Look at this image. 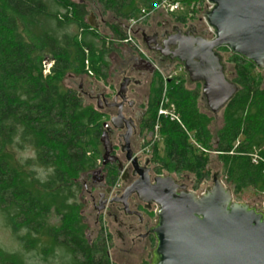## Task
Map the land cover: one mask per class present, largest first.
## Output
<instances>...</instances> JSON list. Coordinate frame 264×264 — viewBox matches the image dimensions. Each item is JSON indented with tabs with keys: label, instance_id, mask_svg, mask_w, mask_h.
I'll return each instance as SVG.
<instances>
[{
	"label": "trees",
	"instance_id": "16d2710c",
	"mask_svg": "<svg viewBox=\"0 0 264 264\" xmlns=\"http://www.w3.org/2000/svg\"><path fill=\"white\" fill-rule=\"evenodd\" d=\"M92 1L113 19L107 37L88 31L84 3L0 0V211L8 223L25 231L23 243L40 248L45 257L62 251L70 257L67 264L110 262L101 237L87 240L77 203V180L100 159L101 116L84 105L76 91L64 88L61 77L85 74L89 60V72L105 80L111 40H123L125 23L161 0ZM177 1L193 5L204 0ZM73 27L76 33L70 31ZM220 52L229 53L225 48ZM45 60L53 62L46 76ZM230 62L238 91L222 111L215 139L209 129L211 118L199 107V89H188L179 79L169 82L166 98L179 119L157 118L156 108L152 125L158 123L163 148L156 163L168 174L191 176L196 184L206 182L215 158L198 153L190 143L194 142L217 153L222 181L233 197L248 193L259 198L264 163L254 164L250 155L257 153L264 160V86L252 76L251 63L236 55ZM160 93L161 82L155 94ZM27 149L33 151L32 159L16 157ZM38 168L45 171L44 177L38 176ZM51 216L57 219L54 225ZM0 264L20 263L0 252Z\"/></svg>",
	"mask_w": 264,
	"mask_h": 264
},
{
	"label": "water",
	"instance_id": "95a60500",
	"mask_svg": "<svg viewBox=\"0 0 264 264\" xmlns=\"http://www.w3.org/2000/svg\"><path fill=\"white\" fill-rule=\"evenodd\" d=\"M206 1L212 6L203 14L207 30L201 36L189 38L174 27L177 35L165 43V48L175 47L173 59L183 67L187 83L201 84V112L215 118L238 91L227 77L219 49L225 48L256 69L264 70V0ZM163 22L169 20L161 16L154 31L161 32ZM188 28L195 32L193 25ZM139 32L141 37L134 33L136 47L144 51L142 40L144 49L151 52L150 40L155 36H147L144 30ZM208 34L213 35L211 40L203 38ZM126 85L125 81L120 85L121 98ZM105 106L120 108L121 104ZM121 120L128 124L119 110L111 125L116 127L114 122ZM100 143L108 155L105 134ZM210 178L211 186L197 196L187 191L193 181L191 176L179 184L172 175L157 177L150 184L148 175H141L114 200L125 211L128 198L134 194L139 201L156 206L157 221L152 231L156 245L150 264H264V215L256 211L261 209V199L238 203L220 181L218 168L212 170Z\"/></svg>",
	"mask_w": 264,
	"mask_h": 264
},
{
	"label": "flooded vegetation",
	"instance_id": "af4514ba",
	"mask_svg": "<svg viewBox=\"0 0 264 264\" xmlns=\"http://www.w3.org/2000/svg\"><path fill=\"white\" fill-rule=\"evenodd\" d=\"M191 24L171 25L169 22L161 24V32L153 31L145 34L149 37L155 36L150 40L153 44L152 49L148 52L142 45L144 51L138 50L132 45L125 44L119 52L112 54V62L114 68L111 69L113 79L108 83V91L100 90L95 85L101 79L91 78L86 76L85 81L80 83L78 97L84 101L88 100L95 103V111L103 114V111L112 112L108 117V123H103L101 126L100 137L105 134L108 145V155H105L104 148L100 143L99 149L100 159L97 166L86 173L81 174L77 183L80 185V195H89L92 193L97 195L91 198V206L94 211V218L98 223V218L105 214L111 218L112 223L119 231H124L125 235L117 232L119 241L122 244L129 243H147L149 246L156 245V239L153 234V229L156 227L157 218L155 217L156 206L153 204H145L138 200L137 196L131 195L127 200V209L116 203L127 188L136 182L141 175H148L150 184L157 177H165L172 175L178 184L184 182L186 175L168 174L162 170L161 166L156 163L157 157L161 158L154 150L160 146L161 137L158 130L155 131V124L152 125L153 114L156 111L158 118V110L167 108L169 101L166 98V90L163 91L162 85H168L171 81L167 77L173 69L180 70L186 77L183 67L175 62L173 54L175 47L167 46L171 37L176 36L173 28L177 27L181 31L180 35H185L189 38L201 36L195 29L188 28ZM205 32V31H204ZM139 33V32H138ZM207 36L203 38L206 39ZM207 40V39H206ZM218 52L221 54L220 49ZM108 70V69H107ZM120 79L118 88L115 89L114 80ZM178 78V77H177ZM103 82V80H101ZM126 82V91L119 95L121 83ZM161 82L160 96H156L155 92ZM187 82V80H186ZM187 85L191 89H199V99L201 92V84ZM86 88L84 89V87ZM95 86V88L93 87ZM162 99V100H161ZM200 102V100H199ZM107 104H121V107L106 108ZM120 110L125 121H115L116 127L111 125V120L114 119ZM105 114H103L104 118ZM156 120V119H155ZM131 121V123L129 122ZM100 142V141H99ZM162 145V144H161ZM204 155H210L211 152L204 150ZM157 156V157H156ZM205 184L207 182H204ZM208 188V187H207ZM88 207V204L85 203ZM121 215V219H119ZM85 224L84 214L80 212ZM124 219V220H122ZM86 236V234H85ZM100 237V236H98ZM97 237V238H98ZM102 239V238H101Z\"/></svg>",
	"mask_w": 264,
	"mask_h": 264
},
{
	"label": "rangeland",
	"instance_id": "374dc122",
	"mask_svg": "<svg viewBox=\"0 0 264 264\" xmlns=\"http://www.w3.org/2000/svg\"><path fill=\"white\" fill-rule=\"evenodd\" d=\"M65 3L68 4H80L84 3L87 7V15L83 19L84 24L88 27V31L90 33L95 34L99 37H107L110 34L109 25L113 24V19L109 14L103 15L100 12V9L98 5L92 1V0H65ZM206 11L205 8V1L200 2L199 4H193V5H184L183 4V10L180 11V13L177 14L176 18H186L187 25L191 24L195 27L196 31L198 33L204 32L207 30L205 23L203 21V14ZM163 16L169 20V23L172 25H179L181 27L183 24L182 22L173 20L174 18H171L169 16H165L163 14H157L156 16L152 17L150 20H148L144 24V30L146 33H151L155 29L159 27V19ZM95 27V28H94ZM84 30V29H82ZM72 33H76L77 30L75 27H73L70 30ZM135 32L138 33L136 30ZM134 32V33H135ZM79 33V32H78ZM138 35L141 37L140 32ZM213 36L211 34H208L206 39L211 40ZM136 35L134 34L132 36V40L135 43ZM113 51L107 55V63H108V70L106 72L107 76L106 79L99 80V82L95 85L96 87H99V89L108 91V83L110 80L113 79L111 72V69L114 68V64L112 62V54L119 52L123 45L127 44L124 43L123 40H111ZM130 45V44H129ZM223 57V62L226 65V72L228 79L232 82V73H233V64L230 62L231 60V54L230 53H221ZM44 68V75H49V71L51 66L53 65V62L44 61L43 63ZM85 74L79 75V74H66L63 77H61V83H63L64 88L66 89H72L76 91L77 93H80L79 86L81 82L85 81L86 76L95 78V76L91 73L89 74V60L85 63ZM264 73V70H258L254 68L252 70V76L255 78H259L261 83L264 82V78L262 77V74ZM171 80H183L186 83V88H188L186 77L184 76L183 72L177 69H173V71L167 76ZM178 77V78H177ZM120 83V79L114 80L115 89L118 88V85ZM95 86L93 88H95ZM86 86L84 87V89ZM163 91L167 90V86L162 85ZM162 100V99H161ZM84 105L91 106L92 108H96L95 103H91L88 100L84 99ZM163 112H165V116L168 118L176 117L179 119L178 115L175 112V109L172 105L167 106V108H162ZM97 115L101 116L99 118V122L102 125L103 123H108V117L109 115H112V112L109 111H103L102 113L105 114L103 118V114L99 113L98 111ZM159 112V110H158ZM158 115V114H157ZM222 114L211 118L209 129L211 130L214 139L216 132L220 129L222 126ZM190 137V136H189ZM191 143V142H190ZM101 153H102V148ZM196 150H198V153H202V151L195 147ZM257 152V151H256ZM158 153L160 156H163V148L160 143V146L158 147ZM216 152H211L210 156H213L215 159L210 164V170L212 172L213 169H219L220 174V181H222L221 171H220V165L218 164V161L216 160ZM17 158H22L23 160H30L33 158V151L27 149L23 153H16ZM99 162V161H98ZM98 164V163H97ZM33 172L32 169H28ZM36 173L39 177L45 176V171H43L41 168L36 169ZM170 176V175H166ZM175 180H178L177 178H174ZM181 181V180H180ZM207 183H201L196 184L194 180L190 183V187L187 188V191L196 193L197 196H200L202 193H204V190L207 189V187L211 186V178H209ZM223 182V181H222ZM224 184V182H223ZM93 198L96 199L97 202V195L95 192L91 195ZM89 195H80L78 194L77 203L80 208V212L84 214V220L85 225L87 227L85 234L88 241L95 240L98 236H100L103 240V243L105 245V249L108 254L109 262L110 264H150L151 260V254L154 249L153 246H149L147 243H136L135 245H131L129 243L122 244L117 236V232H120V234L125 235L124 231H119L118 228L112 223L111 218L103 213L102 216L98 218V223L96 222V218H94V211L91 206V198ZM261 197V196H260ZM259 197V198H260ZM257 197H251L248 193L239 195L237 197L234 196V200L238 203L246 204L250 202L251 200L255 199ZM261 199V198H260ZM85 203L88 204V207L85 206ZM252 207V206H251ZM121 215H119V219H121ZM124 220V219H122ZM50 224H56L57 219L54 216H51L49 219ZM27 234L24 230H22L19 225H17L15 222L11 224L7 222L4 214L0 211V252L6 255H13L16 257V259L19 261L20 264H67L70 261V257L67 256L62 251H57L53 256L45 257L42 250L40 248H36L33 250V247L31 244L23 243V240L21 238L25 237Z\"/></svg>",
	"mask_w": 264,
	"mask_h": 264
},
{
	"label": "built area",
	"instance_id": "2783aa9c",
	"mask_svg": "<svg viewBox=\"0 0 264 264\" xmlns=\"http://www.w3.org/2000/svg\"><path fill=\"white\" fill-rule=\"evenodd\" d=\"M205 1V8L206 11L210 9L212 6ZM183 10V4L178 2L177 0H161L158 4H156L153 8L150 10L142 9L140 10L134 17H131L126 23L124 27V33H125V38H124V43L130 44L132 46L136 47V44L132 40V36L134 35V32L137 30L138 32L140 30H143L144 24L150 20L152 17L156 16L157 14H163L165 16H169L171 18H176L177 14L180 13V11ZM212 35V34H211ZM213 36V35H212ZM138 49V48H137ZM89 72V71H88ZM89 74H91L89 72ZM165 112H163V109L160 108L158 112V117L159 116H165ZM171 121H178L176 117H171L169 118ZM159 129L158 123L155 124V131ZM194 148L200 149L202 152H204L203 149H201L197 144L194 142H191ZM252 158V162L254 164H257L258 162L264 163V160H262L257 153H254L250 155ZM261 197V209L256 210L257 212L261 213L264 215V191L260 195Z\"/></svg>",
	"mask_w": 264,
	"mask_h": 264
}]
</instances>
